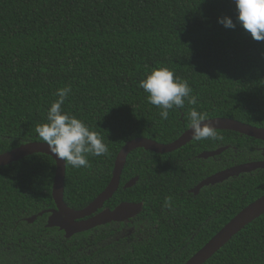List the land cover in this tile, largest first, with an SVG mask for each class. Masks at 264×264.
<instances>
[{"label": "trees", "instance_id": "16d2710c", "mask_svg": "<svg viewBox=\"0 0 264 264\" xmlns=\"http://www.w3.org/2000/svg\"><path fill=\"white\" fill-rule=\"evenodd\" d=\"M233 0H0V154L28 142L46 122L57 89L71 86L62 106L98 132L108 146L89 166L66 163L64 202L90 204L108 185L126 142L161 144L190 128L195 107L207 119L230 118L264 128V41L235 21ZM166 67L188 82L196 105L166 120L139 87ZM223 140H192L169 153L144 149L126 159L120 185L104 208L142 204L134 235L115 241L114 224L66 239L47 228L54 209L55 161L34 154L0 167V264H184L229 220L264 195V170L190 190L207 176L264 159V141L230 131ZM226 148L206 160L204 151ZM135 185L123 189L128 181ZM37 216L32 223L27 219ZM204 264H264V215Z\"/></svg>", "mask_w": 264, "mask_h": 264}, {"label": "water", "instance_id": "95a60500", "mask_svg": "<svg viewBox=\"0 0 264 264\" xmlns=\"http://www.w3.org/2000/svg\"><path fill=\"white\" fill-rule=\"evenodd\" d=\"M203 123L210 124L216 131H230L264 141V128H258L234 119L212 118L207 119ZM192 140H194L192 129L189 128L176 140L168 144H161L148 138H135L126 142L115 158L112 176L108 185L90 204L81 210H72L65 204L64 182L66 163L62 159L57 158L54 153H51L49 146L45 142L24 143L12 150L0 154V167L7 166L34 154H44L50 156L55 161L56 169L52 185V199L55 208L46 212H41L38 216H42L43 213H48L45 227L57 228L63 231L65 238L68 239L75 234L83 233L106 224L123 222L139 214L142 209V204L121 203L114 210H103L104 203L113 196L119 187L120 177L127 156L132 151L144 149L157 154H169L184 147ZM225 149L226 148H219L215 151L203 152L197 157L198 159L206 160L220 155ZM256 170H264V161L238 164L214 173L201 180L190 190V193L197 195L204 187L214 186L230 178L238 177L240 174L251 173ZM136 181L137 178L128 181L123 186V189L132 187L135 185ZM262 215H264V195L238 212L184 264L206 263L212 256L219 252L233 236ZM36 219L37 216H33L27 219V223L32 224Z\"/></svg>", "mask_w": 264, "mask_h": 264}, {"label": "clouds", "instance_id": "9594fccd", "mask_svg": "<svg viewBox=\"0 0 264 264\" xmlns=\"http://www.w3.org/2000/svg\"><path fill=\"white\" fill-rule=\"evenodd\" d=\"M236 14L233 18L218 17V23L234 29L239 24L255 41H264V0H233ZM147 94L148 103L159 109L160 118L168 119L170 111L196 105L198 99L188 82L175 76L166 67L153 69L139 82ZM71 86L56 90V99L50 104L46 122L36 126L35 131L50 148L51 153L75 169L89 166L88 157L104 156L109 152L103 137L92 130L83 120L64 111L63 105L71 93ZM193 139L223 140L215 128L203 123L207 113L192 107L188 113Z\"/></svg>", "mask_w": 264, "mask_h": 264}, {"label": "flooded vegetation", "instance_id": "af4514ba", "mask_svg": "<svg viewBox=\"0 0 264 264\" xmlns=\"http://www.w3.org/2000/svg\"><path fill=\"white\" fill-rule=\"evenodd\" d=\"M260 152H261V156L264 158V146L262 148L259 149ZM212 151H215V150H212ZM204 152H209V151H204ZM203 153V152H202ZM201 154V153H200ZM219 156V155H218ZM198 158V157H197ZM209 159V158H208ZM205 160V159H203ZM255 161H264V159H261V160H255ZM252 162V161H251ZM254 162V161H253ZM248 163V162H247ZM244 164V163H243ZM229 168V167H228ZM225 169V168H224ZM223 169V170H224ZM222 171V170H220ZM257 171V170H256ZM219 172V171H218ZM255 172V171H254ZM241 175V174H240ZM239 175V176H240ZM211 176V175H209ZM207 176V177H209ZM234 178V177H233ZM126 184V183H125ZM124 184V185H125ZM104 209H108V208H104L103 206V210ZM110 210V209H109ZM45 214H48V213H45ZM137 216V215H136ZM134 216L133 218L129 219V220H126V221H123V222H117V223H110V224H114V235L115 237L117 235H119L120 237H117L115 238V241H117L118 239H123V238H127L129 236H132L134 235L135 233V230H134V227H133V219L136 217ZM47 218H48V215H47ZM110 224H106V225H103V226H99V227H104V226H107V225H110ZM99 227H96V228H99ZM95 229V228H94ZM92 229V230H94ZM91 231V230H89Z\"/></svg>", "mask_w": 264, "mask_h": 264}, {"label": "rangeland", "instance_id": "374dc122", "mask_svg": "<svg viewBox=\"0 0 264 264\" xmlns=\"http://www.w3.org/2000/svg\"><path fill=\"white\" fill-rule=\"evenodd\" d=\"M251 173H252V172H251ZM245 174H248V173H245ZM119 185H120V184H119ZM194 187H195V186H194ZM194 187H193V188H194ZM116 191H117V190H116ZM190 194H192V193H190ZM198 194H199V193H198ZM198 194H197V195H198ZM113 195H114V194H113ZM192 195H193V194H192ZM197 195H196V196H197ZM111 198H112V197H111ZM111 198H110V199H111ZM110 199H109V200H110ZM255 200H256V199H255ZM106 202H107V201H106ZM104 204H105V203H104ZM249 204H250V203H249ZM119 205H120V204H119ZM103 206H104V205H103ZM244 208H245V207H244ZM114 209H115V208H114ZM114 209H113V210H114ZM78 234H80V233H78ZM75 235H76V234H75ZM73 236H74V235H73ZM64 237H65V236H64ZM117 237H120V236L117 235L115 238H117ZM70 238H71V237H70Z\"/></svg>", "mask_w": 264, "mask_h": 264}]
</instances>
